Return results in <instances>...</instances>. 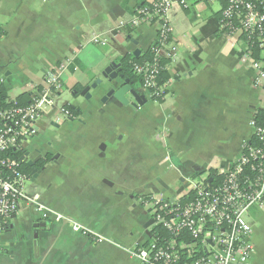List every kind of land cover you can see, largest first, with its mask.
<instances>
[{
	"label": "crops",
	"instance_id": "1",
	"mask_svg": "<svg viewBox=\"0 0 264 264\" xmlns=\"http://www.w3.org/2000/svg\"><path fill=\"white\" fill-rule=\"evenodd\" d=\"M152 1L0 0L5 98L26 95L28 103L45 73L69 61L60 80L62 89L71 87L73 101L62 107L79 112L56 123L50 115L57 105L48 108L22 157L28 177L29 162L49 157L42 168L35 166L22 194L38 195L65 220L42 222L31 203L21 201L0 232V264H139L130 251L148 241L150 221L139 200L184 197L200 173L229 169L251 140L249 123L264 109V90L253 86L254 72L238 36L219 31L216 4L171 7L177 52L167 65L161 102L146 100L135 107L134 100L128 105L113 97L104 100L108 92L91 95L90 84L105 68L152 46L156 26H119L128 24L136 6ZM94 37L106 45H94ZM78 72L89 74L88 82L73 78ZM76 85L89 87L88 98ZM249 218L255 221L249 223L255 248L249 264H264V205ZM72 223L89 235L74 232Z\"/></svg>",
	"mask_w": 264,
	"mask_h": 264
},
{
	"label": "built area",
	"instance_id": "2",
	"mask_svg": "<svg viewBox=\"0 0 264 264\" xmlns=\"http://www.w3.org/2000/svg\"><path fill=\"white\" fill-rule=\"evenodd\" d=\"M207 4L217 5L219 31L238 36L244 45L245 57L254 72L253 86L264 90V61L253 60L252 50H258L259 56L264 57V0H154L147 6H136L128 24H119L132 29L156 26L155 40L149 49L153 59L133 66L134 74L141 79L140 84L133 85L136 93L142 91L146 100L154 102L164 97L168 80L160 84L159 76L177 52L169 21L171 7L189 10ZM92 43L106 45L97 37ZM163 57L168 60L164 65L158 61ZM68 67L69 61L51 67L42 85L33 89L24 105L0 97V232L23 200L31 203L42 222L65 220L43 205L38 195L27 198L22 194L28 178L22 169V157L26 141L38 133L39 119L60 95V79ZM59 112L65 118L71 117L66 107ZM249 125L252 138L242 144L229 169L215 171L214 175L209 171L200 173L187 194L175 201L156 196L139 200L152 222L148 241L130 251L139 264L250 263L255 248L248 218L251 210H260L264 205V120L253 119ZM71 228L83 236L89 235L75 223Z\"/></svg>",
	"mask_w": 264,
	"mask_h": 264
},
{
	"label": "trees",
	"instance_id": "3",
	"mask_svg": "<svg viewBox=\"0 0 264 264\" xmlns=\"http://www.w3.org/2000/svg\"><path fill=\"white\" fill-rule=\"evenodd\" d=\"M149 4H146V3H143L141 4V6H147ZM216 17H219L218 14H216ZM6 35V32L5 30L3 29V27L0 25V39L2 37H4ZM254 50V54H253V60L255 61H264V58L260 57L259 56V53H258V50H255L254 48L252 49ZM151 59H153V54L150 50H147L146 52H144L142 55L138 56V57H134L132 55H124L123 57H120L119 59L116 60V65H118V69H119V74L123 75L124 79H127L129 81V83L135 85V84H140V77L136 76L133 72V66L136 65V64H141V63H144V62H147V61H151ZM159 63L164 65L165 63H167V59H165L164 57L163 58H160L159 60ZM160 84L167 81L168 80V74L166 72V70H161V73H160ZM75 90L77 93H79L82 89L79 85H76L75 87ZM166 92H164V95H165ZM0 97H6L5 95V91L2 87H0ZM27 97L26 95H20L17 97V102L19 104H26L27 103ZM162 100H159V102H161ZM69 111H70V114L72 116V118H76L78 115H79V112L76 111V109L72 108V107H66ZM257 122H260L262 120H264V109L260 112H258V114L256 115V117L254 118ZM49 160V157H46V158H43V159H40L36 162L35 166L37 169H40L42 168L46 162ZM23 172L28 174L29 172V169L26 168V167H23ZM209 173L210 175H214L215 174V171H212V170H209ZM215 177H219V176H216ZM214 180V178H213Z\"/></svg>",
	"mask_w": 264,
	"mask_h": 264
},
{
	"label": "water",
	"instance_id": "4",
	"mask_svg": "<svg viewBox=\"0 0 264 264\" xmlns=\"http://www.w3.org/2000/svg\"><path fill=\"white\" fill-rule=\"evenodd\" d=\"M139 54L138 51H135L133 53V56L136 57ZM102 76L108 80H116V79H120L123 80V83L120 85V87L118 89H112L110 90L107 95L105 96L104 100H107L108 98H115L118 102L124 104V105H128L129 104V99L128 97H131L134 100L133 105L135 107L137 106H142L143 104L146 103V99L141 96L138 95V93H136L134 91V89L132 88V84L129 83V81L127 79H124L123 75L119 74V69H118V65L112 63L111 65H109L107 68L104 69V72L102 73ZM100 81H96L92 84V88H95L97 84H99ZM88 92H89V87H85L82 89V91L80 92V94L86 98H88ZM30 168H31V172H30V177H34L37 173V169L35 168V164L34 162H29L27 164ZM152 224L151 221H149L146 224V229ZM45 224H42L41 227H44Z\"/></svg>",
	"mask_w": 264,
	"mask_h": 264
},
{
	"label": "rangeland",
	"instance_id": "5",
	"mask_svg": "<svg viewBox=\"0 0 264 264\" xmlns=\"http://www.w3.org/2000/svg\"><path fill=\"white\" fill-rule=\"evenodd\" d=\"M90 75L89 74H80V72L75 73L73 78H75L76 80H78L80 83L84 84L86 82H88V79H90ZM118 79L116 80H112L109 81L108 79L104 78L102 76V74L100 73L99 75H97V79L96 81H100V83L98 84V86H96V88H94L93 90H91V95L93 97L96 98L97 95H99L100 93H104L106 94L107 92L110 91L109 87L115 85V82H117ZM93 84V83H92ZM92 84H90L92 86ZM135 87V86H134ZM70 86L64 87L60 93V95L55 99L54 104L53 105H57L56 111H54L50 117H52L53 119H61L62 115L60 114V112H58V110L60 109V107H62V105L68 104L69 106L72 104L71 102L73 101V96H72V92L70 91ZM136 88V87H135ZM79 99H82V96H80L79 94ZM29 180H26L23 184V189L26 190V186L28 185ZM254 216V215H253ZM257 217V216H256ZM253 218L250 219L249 218V223L251 225H254ZM264 235V233L262 234Z\"/></svg>",
	"mask_w": 264,
	"mask_h": 264
},
{
	"label": "flooded vegetation",
	"instance_id": "6",
	"mask_svg": "<svg viewBox=\"0 0 264 264\" xmlns=\"http://www.w3.org/2000/svg\"><path fill=\"white\" fill-rule=\"evenodd\" d=\"M122 83H123V80H121V83L118 85V87H116V89H118ZM132 88L135 89L134 86H132ZM129 103H133V99H132V98H131V100H129ZM29 178H30V177H28L27 180H28ZM6 227H7V225H5V226L3 227L2 231H4Z\"/></svg>",
	"mask_w": 264,
	"mask_h": 264
}]
</instances>
